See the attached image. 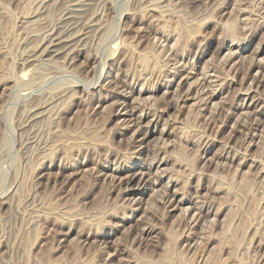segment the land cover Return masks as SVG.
Listing matches in <instances>:
<instances>
[{
    "label": "rangeland",
    "instance_id": "obj_1",
    "mask_svg": "<svg viewBox=\"0 0 264 264\" xmlns=\"http://www.w3.org/2000/svg\"><path fill=\"white\" fill-rule=\"evenodd\" d=\"M263 76L264 0H0V264H264Z\"/></svg>",
    "mask_w": 264,
    "mask_h": 264
},
{
    "label": "bare ground",
    "instance_id": "obj_2",
    "mask_svg": "<svg viewBox=\"0 0 264 264\" xmlns=\"http://www.w3.org/2000/svg\"><path fill=\"white\" fill-rule=\"evenodd\" d=\"M81 1H83V0H81ZM84 1H85V0H84ZM152 1H153V0H152ZM164 1H165V0H164ZM77 2H78V1H75V3H77ZM150 2H151V1H150ZM160 2H161V1H160ZM83 3H84V2H83ZM151 3H152V2H151ZM155 3H156V1H155ZM157 3H158V1H157ZM77 4H79V3H77ZM86 4H87V3H86ZM158 4H159V3H158ZM164 4L166 5V3H164ZM81 5H82V4H81ZM89 5H90V4H89ZM89 5H88V6H89ZM151 5H152V4H151ZM71 6H72V5H71ZM73 6H74V5H73ZM149 6H150V5H149ZM157 6H158V5H157ZM157 6H156V7H157ZM147 7H148V6H147ZM153 7H154V6H153ZM153 7H152V8H153ZM156 7H155V8H156ZM161 7H162V6H161ZM71 8H72V7H71ZM73 8H74V7H73ZM73 8H72V9H73ZM82 8H83V7H82ZM79 9H80V10H79ZM79 9H78L79 11L84 10V9L81 10V8H79ZM150 9H151V8H150ZM162 9H164V7H163ZM162 9H161V10H162ZM70 10H71V9H70ZM76 10H77V8H76ZM153 10H154V8H153ZM73 11H74V10H73ZM155 11H156V10H155ZM75 13H76V12H75ZM72 14H73V13H72ZM83 14H84V13H83ZM163 14H164V12H163ZM70 16H72V15H70ZM74 16H75V15H74ZM78 16H79V14H78ZM82 17H83V15H82ZM82 17H81V18H82ZM67 18H68V17H67ZM71 18H72V17H71ZM73 18H74V17H73ZM83 18H84V17H83ZM83 18H82V19H83ZM159 18H160V16H159ZM67 20H68V19H67ZM262 20H263V19H262ZM77 22H79V21H77ZM72 25H73V24H72ZM92 25H93V24H92ZM94 25H95V23H94ZM223 25H224V24H223ZM225 25H226V24H225ZM225 25H224V26H225ZM96 26H97V25H96ZM100 27H101V26H100ZM89 28H90V27H89ZM92 28H93V27H92ZM193 28H194V27H193ZM101 29H102V28H101ZM189 30H191V28H190ZM187 31H188V30H187ZM57 33H58V32H57ZM60 33H61V32H60ZM186 33H187V32H186ZM83 34H84V33H83ZM85 34H86V33H85ZM187 34L190 36V39L193 40L192 38L196 36V35H195V34H196V31H195V29H194V30L188 31ZM51 35H52V34H51ZM51 35H50V36H51ZM59 35H61V34H59ZM62 35H63V34H62ZM188 35H187V36H188ZM56 36H57V35H56ZM56 36H55V37H56ZM63 36H64V35H63ZM84 36H85V35H84ZM87 36H88V35H87ZM189 36H188V38H189ZM55 37H53V38H55ZM71 37H72V36H71ZM77 37H78V36H77ZM191 37H192V38H191ZM53 38H52V40H53ZM64 38H65V36H64ZM188 38H186V39H188ZM234 38H235V37H234ZM65 39H67V37H66ZM65 39H64V40H65ZM68 39H69V38H68ZM71 39H72V38H71ZM71 39H70V40H71ZM74 39H75V38H74ZM77 39H78V38H77ZM82 39H83V38H82ZM49 40H50V39H49ZM52 40H50V41H52ZM72 40H73V39H72ZM239 40H240V39H239ZM68 41H69V40H68ZM68 41H67V42H68ZM73 41H74V40H73ZM80 41H81V40H80ZM70 42H71V41H70ZM75 42H76V40H75ZM63 43H64L63 39H61V38L59 37V38L54 39L53 42L50 43V45H48V44L46 43L47 46L44 47V48H42V49H44L43 51H46L45 49L48 47L47 49H48V51H49V53H50V51H52L53 48H57V47H58V48L60 49L59 46H62ZM65 43H66V42H65ZM222 43H223V42H222ZM223 44H224V43H223ZM65 45H67V43H66ZM68 45H69V44H68ZM74 45H75V44H74ZM127 46H128V45H127ZM218 46H219V45H218ZM65 47L68 48L67 46H64V48H65ZM72 47H73V46H72ZM72 47H71V51H72ZM82 47H83V46H82ZM64 48H63V49H64ZM217 48H218V47H217ZM223 48H224V47H223ZM59 49H57V50H58L57 52L60 51ZM73 49H75V46H74ZM84 49H85V48H84ZM129 49H130V48H129ZM203 49H204V48H203ZM69 50H70V49H69ZM69 50H68V51H69ZM75 50H76V49H75ZM82 50H83V48H82ZM43 51H41V52H43ZM54 51H55V50H54ZM215 51H217V50H215ZM61 52H63L62 49H61ZM61 52H59V53L61 54ZM65 52H66V51H65ZM72 52H74V50H73ZM209 52H210V51H209ZM33 53H34V52H33ZM49 53H48V54H49ZM34 54H35V53H34ZM38 54H39V53H38ZM42 54H43V53H42ZM55 54H56V53H55ZM55 54H54V55H55ZM63 54H64V53H63ZM67 54H69V52H68ZM71 54H72V53H71ZM212 54H213V53H212ZM49 55H50V54H49ZM51 55H52V54H51ZM51 55H50V56H51ZM54 55H52V56H54ZM58 55H59V54H58ZM69 55H70V54H69ZM214 55H215V54H214ZM229 55H230V54H229ZM229 55H228V57H229ZM37 56H38V55H37ZM44 56H45V55H44ZM60 56H62V54H61ZM64 56H66V55H64ZM40 57L42 58V56H40ZM46 57H47V56H46ZM66 57H67V56H66ZM230 57H231V56H230ZM257 57H258V56H257ZM34 58H35V60H36L37 57H34ZM59 58H60V57H59ZM62 58H63V57H62ZM31 59H32V58H31ZM49 59H52V58L49 57ZM57 59H58V58H57ZM87 59H88V58H87ZM225 59H226V58H225ZM29 60H30V59H29ZM38 60H39V59H38ZM85 60H86V58H85ZM225 61H226V60H225ZM259 62L261 63V61H259ZM28 63H29V61H28ZM226 63H227V61H226ZM206 64H207V63H206ZM85 65H86V64H85ZM96 65H98V64H96ZM258 65H259V63H258ZM204 66H205V65H204ZM254 66H255V65H254ZM260 66H261V65H260ZM85 67H86V66H85ZM87 68H88V67H87ZM85 71H86V70H85ZM176 71H177V70H176ZM203 71H204V70H203ZM262 71H263V70H262ZM177 73H178V71H177ZM205 73H206V72H205ZM207 73H209V72H207ZM97 74H98V73H97ZM175 74H176V73H175ZM198 74H199V73H198ZM202 74H203V73H202ZM260 75H261V74H260ZM206 76H207V75H206ZM256 76H257V74H256ZM199 77H200V76H199ZM199 77H198V78H199ZM263 77H264V76H263ZM263 77H262V78H263ZM94 78H95V77H94ZM204 78H205V77H204ZM206 78H207V77H206ZM183 79H184V78H183ZM263 79H264V78H263ZM187 80H188V79H187ZM191 80H192V79H191ZM196 80H197V79H196ZM199 80H200V79H199ZM199 80H197V83H198V84H199ZM97 81H98V80H97ZM117 81H118V80H117ZM203 81H204V80H203ZM262 81H263V80H262ZM167 82H168V81H167ZM194 82H195V81H194ZM208 82H209V81H208ZM260 82H261V81H260ZM81 83H82V82H81ZM81 83H80V84H81ZM83 83L85 84V82H83ZM172 83H173V82H172ZM172 83H171V84H172ZM184 83H185V82H184ZM190 83H191V82H190ZM195 83H196V82H195ZM110 84H111V83H110ZM259 84H260V83H259ZM132 85H133V84H132ZM181 85H183V84H181ZM84 86H85V85H84ZM167 86H168V85H167ZM187 86H188V85H187ZM194 86H196V85L194 84ZM142 87H143V86H142ZM170 87H171V86H170ZM181 87H182V86H181ZM196 87H197V86H196ZM210 87H211V86H210ZM113 88H114V87H113ZM143 88H145V87H143ZM155 88H156V87H155ZM190 88H192V87H190ZM198 88H199V87H198ZM258 88H259V87H258ZM109 89H110V87H109ZM146 89H147V88H146ZM185 89H186V88H185ZM196 89H197V88H196ZM204 89H205V88H204ZM111 90H112V89H111ZM114 90H115V89H114ZM183 90H184V89H183ZM188 90H189V89H188ZM107 91H109V90H107ZM112 91H113V90H112ZM175 91H176V89H175ZM190 91H191V90H190ZM72 92H73V91H72ZM76 92H77V91H76ZM76 92H75V93H76ZM125 92H126V91H125ZM141 92H142V91H141ZM176 92H178V91H176ZM186 92H187V90H186ZM252 92H253V91H252ZM118 93H119V91H118ZM122 93H123V92H122ZM164 93H165V92H164ZM183 93L185 94V92H183ZM210 93H211V92H210ZM109 94H110V93H109ZM127 94H128V92H127ZM188 94H189V93H188ZM65 95H66V94H65ZM76 95H77V94H76ZM140 95H141V94H140ZM164 95H166V94H164ZM194 95H195V94H194ZM69 96H70V95H69ZM72 96H73V95H72ZM72 96H71V97H72ZM124 96H125V95H124ZM162 96H163V95H162ZM186 96H187V95H186ZM254 96H255V95H254ZM256 96H257V95H256ZM65 97H66V96H65ZM71 97H70V98H71ZM81 97H82V96H81ZM126 97H127V96H126ZM130 97H131V96H130ZM209 97H210V96H209ZM74 98H75V97H74ZM138 98H139V96H138ZM145 98H146V97H145ZM145 98H143V99H145ZM160 98H161V96H160ZM164 98H166V97H164ZM167 98H168V97H167ZM188 98H189V97H188ZM188 98H187V100H188ZM190 98H191V97H190ZM193 98H194V97H193ZM203 98H204V97H203ZM258 98H259V97H258ZM75 99H76V98H75ZM75 99H74V100H75ZM77 99H78V98H77ZM79 99H80V98H79ZM143 99H142V100H143ZM158 99H159V98H158ZM158 99H157V100H158ZM174 99H175V97H174ZM179 99H180V98H179ZM191 99H192V98H191ZM153 100H154V98H153ZM170 100H172V99H170ZM192 100H193V99H192ZM202 100H203V99H202ZM207 100H208V99H207ZM139 101H140V100H139ZM139 101H138V102H139ZM146 101H149V100L146 99ZM175 101H176V99H175ZM253 101H255V98H254ZM133 102H135V100H133ZM141 102H142V101H141ZM141 102H140V104H142ZM144 102H145V100H144ZM158 102H159V101H158ZM135 103H136V102H135ZM156 103H157V102H155L154 105H156ZM252 103H253V102H252ZM263 103H264V102H263ZM133 104H134V103H133ZM172 104H174V103H172ZM206 104H207V103H206ZM259 104H260V103H259ZM34 105H35V104H34ZM124 105L126 106V104H124ZM134 105H135V104H134ZM142 105H143V104H142ZM262 105H263V104H262ZM36 106H37V105H36ZM144 106H145V105H144ZM147 106H148V105H147ZM147 106H146V107H147ZM151 106H152V105H151ZM156 106H157V105H156ZM181 106H183V105H181ZM254 106H255V105H254ZM32 107H35V106H32ZM133 107H134V106H133ZM136 107H137V105H136ZM152 107H153V106H152ZM167 107H168V106H167ZM260 107H261V106H260ZM39 108H40V105H39ZM150 108H151V107H150ZM159 108H160V107H159ZM181 108H182V107H181ZM181 108H180V109H181ZM183 108H184V107H183ZM257 108H259V107H257ZM131 109L133 110V108H131ZM148 109H149V108H148ZM153 109H154V108H153ZM155 109H156V108H155ZM165 109H166V108H165ZM185 109H186V108H185ZM250 109H251V108H250ZM33 110H35V109L33 108ZM255 110H256V109H255ZM255 110H254V111H255ZM260 110H261V109H260ZM158 111H159V110H158ZM33 112H34V111H33ZM44 112H45V111H44ZM40 113H41V112H40ZM155 113H156V112H155ZM163 113H164V111H163ZM179 113H180V112H179ZM179 113H178V114H179ZM246 113H247V112H246ZM254 113H255V112H254ZM254 113H252V114H254ZM125 114H126V113H125ZM175 114H176V113H175ZM183 114H184V113H183ZM248 114H249V113H247V115H248ZM250 114H251V113H250ZM39 115H40V114H39ZM42 115H43V114H42ZM45 115H46V114H45ZM127 115H128V114H127ZM155 115H156V114H155ZM155 115H154V116H155ZM243 115H244V114H243ZM33 116H35V115L33 114ZM170 116H172V115H170ZM170 116H169V117H170ZM173 116L175 117V115H173ZM250 116H251V115H250ZM129 117H130V116H129ZM141 117H142V116H141ZM152 117H153V116H152ZM179 117H180V115H179ZM246 117H247V116H246ZM35 118H36V117H35ZM35 118H34V119H35ZM161 118H162V117H161ZM138 119H139V118H138ZM176 119H177V118H176ZM179 119H180V118H179ZM36 120H38V118H36ZM167 120H168V119H167ZM183 120H184V119H183ZM138 121H139V120H138ZM141 121H142V120H141ZM129 122H130V121H129ZM131 122H132V121H131ZM135 122H136V121H135ZM165 122H166V120H165ZM175 122H176V120H175ZM177 122H178V120H177ZM180 122H182V121H180ZM140 123H141V122H140ZM149 123H150V122H149ZM151 124H152V123H151ZM165 124H167V123H165ZM175 124H176V123H175ZM183 125H184V124H183ZM123 126H124V125H123ZM130 126H131V125H130ZM138 126H140V125H138ZM146 126H147V124H146ZM149 126H150V125H149ZM157 126H158V125H157ZM185 126H186V125H185ZM165 127H166V126H165ZM141 128H142V126H141ZM166 128H167V127H166ZM166 128H165V129H166ZM180 128H181V127H180ZM174 129H176V128H174ZM136 130H137V129H136ZM139 130H140V129H139ZM139 130H138V132H139ZM147 130H148V129H147ZM152 131H153V130H152ZM180 131H181V130H180ZM185 131H186V130H185ZM136 132H137V131H136ZM142 134H143V133H142ZM160 134H161V133H160ZM162 134H163V132H162ZM144 135H145V134H144ZM147 136H148V135H147ZM161 137H163V136H161ZM145 138H146V136H145ZM158 140H159V139H158ZM150 142H151V141H150ZM155 143H156V141H155ZM164 143H165V142H164ZM142 144H143V143H142ZM148 144H149V143H148ZM151 144H152V142H151ZM164 145H165V144H164ZM140 146H141V145H140ZM166 146H168V145H166ZM162 147H163V146H162ZM162 147H161V148H162ZM226 149H227V148H226ZM234 151H235V150H234ZM138 152H139V151H138ZM145 152H146V151H145ZM229 152H230V151H229ZM238 152H239V151H238ZM141 154H142V153H141ZM228 154H229V153H228ZM236 154H237V153H236ZM235 156H236V155H235ZM237 156H238V155H237ZM167 158H168V157H167ZM167 158H166V159H167ZM137 159H138V157H136L135 160H137ZM162 160H164V159H162ZM138 161H139V159H138ZM129 164H130V163H129ZM256 164H257V163H256ZM133 165L135 166V165H137V164H136V163H133ZM131 166H132V164H131V165H127L126 168H125L124 170H125V171L129 170L130 168H132ZM134 166H133V168H134ZM252 166H253V165H252ZM252 166H250V167L252 168ZM121 171H122V170H121ZM140 171H141V170H140ZM262 172H263V171H262ZM128 173H129V172H128ZM138 173H139V172H137V174H138ZM259 173H260V172H259ZM143 175H144V173H143ZM143 175H142V176H143ZM143 177H144V176H143ZM146 177H147V176H146ZM110 178H111V177H110ZM137 178H138V177H136L134 174H133V175H132V174H131V175L129 174V175H127V176L125 175L124 178L122 179V181L125 182L124 184H126L128 187H132V188L135 187V186H136L137 184H139V183H142V186H143V182H141L142 179H141L139 182H137V181H138ZM161 178H162V177H161ZM113 179H114V178H113ZM114 180H115V179H114ZM156 180H157V179H156ZM143 181H144V180H143ZM156 182H157V181H156ZM113 183H114V182H113ZM117 183H119V182H117ZM122 184H123V183H122ZM145 186H146V185H145ZM151 186H152V185H151ZM155 186H156V185H155ZM136 187H137V190H138V188L140 187V185H139V186L137 185ZM136 187H135L134 189H136ZM167 187H168V186H167ZM167 187H166V188H167ZM124 188H125V187H124ZM132 188H131V189H132ZM128 189H129V188H128ZM131 189H129V190H131ZM134 189H132L133 192H135ZM125 190H126V189H125ZM125 192H126V191H125ZM213 192H214V191H213ZM122 193H123V192H122ZM135 193H136V192H135ZM119 194H120V193H119ZM163 194H165V192H164ZM126 195H127V194H126ZM178 195H179V194H178ZM120 196H121V195H120ZM157 196H158V194H157ZM151 197H153V196H151ZM154 197H155V194H154ZM164 197H165V196H164ZM183 198H185V197H183ZM134 200H136V199H134ZM141 200H142V198H141ZM139 201H140V200H139ZM162 201H163V200H162ZM2 202H3V201H2ZM4 203H5V201H4ZM161 203H162V202H161ZM137 204H138V203H137ZM2 205H3V204H2ZM163 205H164V204H163ZM181 210H182V209H181ZM185 213H186V212H185ZM182 214H183V212H182ZM184 215H185V214H184ZM209 215H210V214H209ZM215 215H216V214H215ZM200 216H201V215H200ZM141 233H142V232H141ZM140 237H141V235H140ZM115 252H116V251H115ZM109 256H110V255H109ZM138 264H140V262H139Z\"/></svg>",
    "mask_w": 264,
    "mask_h": 264
}]
</instances>
